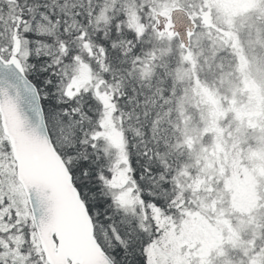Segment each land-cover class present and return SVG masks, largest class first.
Segmentation results:
<instances>
[{
    "label": "snow or ice",
    "instance_id": "snow-or-ice-1",
    "mask_svg": "<svg viewBox=\"0 0 264 264\" xmlns=\"http://www.w3.org/2000/svg\"><path fill=\"white\" fill-rule=\"evenodd\" d=\"M0 264H264V0H0Z\"/></svg>",
    "mask_w": 264,
    "mask_h": 264
}]
</instances>
